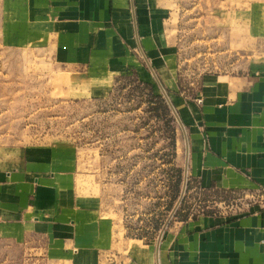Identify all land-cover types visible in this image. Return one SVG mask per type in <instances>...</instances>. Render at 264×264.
Segmentation results:
<instances>
[{
	"label": "rangeland",
	"instance_id": "1",
	"mask_svg": "<svg viewBox=\"0 0 264 264\" xmlns=\"http://www.w3.org/2000/svg\"><path fill=\"white\" fill-rule=\"evenodd\" d=\"M168 2L162 35L185 93L196 92L206 75L264 71V0ZM35 35L26 33L15 1L0 0V158L21 160L32 147L78 148L77 193L98 199L118 226L110 250L65 252L45 238L13 234L0 222V264H138L145 256L135 253L140 242L130 239L154 244L174 221L226 215L251 199L202 191L188 176L186 134L161 84L131 68L103 95H74L53 60L48 35ZM174 167L182 178L176 200Z\"/></svg>",
	"mask_w": 264,
	"mask_h": 264
},
{
	"label": "crops",
	"instance_id": "2",
	"mask_svg": "<svg viewBox=\"0 0 264 264\" xmlns=\"http://www.w3.org/2000/svg\"><path fill=\"white\" fill-rule=\"evenodd\" d=\"M14 1L26 33L48 35L70 93L103 95L133 68L169 92L186 134L187 173L202 191L264 190V71L206 75L188 95L162 35L170 0ZM32 24L42 30L31 31ZM78 153L76 147H32L21 160L0 158L1 224L65 252L112 249L114 212L77 193ZM130 240L140 242L133 248L145 256L138 264H264V203L174 221L154 244Z\"/></svg>",
	"mask_w": 264,
	"mask_h": 264
},
{
	"label": "built area",
	"instance_id": "3",
	"mask_svg": "<svg viewBox=\"0 0 264 264\" xmlns=\"http://www.w3.org/2000/svg\"><path fill=\"white\" fill-rule=\"evenodd\" d=\"M231 192H241L245 196L248 195L249 197H251L249 201L242 202L240 207L236 206L235 209H238V210H234V212H231L232 214L244 212L246 209H248L253 204H261V203L263 204L264 203V190L261 188L249 190V191L240 190V191H231ZM231 213H228L226 215H230Z\"/></svg>",
	"mask_w": 264,
	"mask_h": 264
},
{
	"label": "trees",
	"instance_id": "4",
	"mask_svg": "<svg viewBox=\"0 0 264 264\" xmlns=\"http://www.w3.org/2000/svg\"><path fill=\"white\" fill-rule=\"evenodd\" d=\"M155 97H158L157 99H159V95H155ZM173 144H174V142H173ZM173 170L176 173V177H175V180H174L173 184L171 185V187L173 189V192H176V193L173 194L172 199L176 200V198L178 196V192H179V188H180L182 178H181V169L180 168L174 167Z\"/></svg>",
	"mask_w": 264,
	"mask_h": 264
},
{
	"label": "water",
	"instance_id": "5",
	"mask_svg": "<svg viewBox=\"0 0 264 264\" xmlns=\"http://www.w3.org/2000/svg\"><path fill=\"white\" fill-rule=\"evenodd\" d=\"M184 187H185V185H184Z\"/></svg>",
	"mask_w": 264,
	"mask_h": 264
}]
</instances>
